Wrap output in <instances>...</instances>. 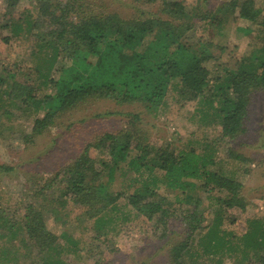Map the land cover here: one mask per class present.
I'll return each mask as SVG.
<instances>
[{"label":"trees","instance_id":"obj_1","mask_svg":"<svg viewBox=\"0 0 264 264\" xmlns=\"http://www.w3.org/2000/svg\"><path fill=\"white\" fill-rule=\"evenodd\" d=\"M17 1L10 0V7ZM77 2L80 1L66 0L51 5L47 0L38 2V27L45 25L46 30L43 39L40 36L42 42L36 54L45 49L52 52L49 61H45L46 71L40 75L53 83L54 90L35 99L32 90L25 88L26 100L36 101L45 111L42 118L34 120L30 138L42 135L55 126L62 114L93 99L141 105L157 117L160 109L166 107L170 91L178 95L177 101H197L200 118L219 126L221 140L233 141L247 132L254 95L264 93V35L259 52L245 58L237 69L224 68L213 76L208 64L213 58L215 31L228 17L256 23L264 31V9L255 0H230L216 11L189 7L179 0H134V3L154 6L158 12L128 18L114 11L79 13ZM199 23L208 26L206 39L189 45V34L193 35ZM14 30L19 31V24ZM59 59L63 62L59 76L50 81L49 73ZM130 116V129L103 133L88 142L60 171L63 203L71 201L84 208L93 218L97 232L109 223L126 220V208L136 210L148 221H156L163 229L176 216L186 225L188 233L185 239L169 244L174 264H182L185 250L196 260L222 253L231 246L220 231L225 210L246 209L242 183L210 170L214 160L204 149L199 152L190 147L174 152L166 147L157 151L139 133L143 130L138 125L141 116ZM92 149L108 158H93ZM228 156L242 158L231 150ZM12 170L10 166L0 165V174ZM119 178L125 179L124 185L121 191H114L112 187ZM161 186L178 192L173 203L160 197ZM215 189L224 192V197L217 199L224 210L215 212L213 224L198 240L201 246L198 251L193 249L192 236L202 228L203 218L197 212L199 199L191 207L186 206L194 201L195 191ZM121 199L123 205L119 204ZM174 204L182 207L178 215ZM20 215L12 222L5 212H0V239L15 238L21 231L22 243L31 247L30 252L34 251L38 257L47 255L40 259V264H67L59 257L58 238L48 230L44 213L29 204ZM250 225L242 237L244 248L264 247V224L255 220ZM255 264H264V256Z\"/></svg>","mask_w":264,"mask_h":264},{"label":"rangeland","instance_id":"obj_2","mask_svg":"<svg viewBox=\"0 0 264 264\" xmlns=\"http://www.w3.org/2000/svg\"><path fill=\"white\" fill-rule=\"evenodd\" d=\"M47 1L51 5L60 1L65 3L66 0ZM79 1L75 3L78 8L80 5L79 13L114 11L128 18L158 12L154 6L134 3V0ZM179 1L189 7L199 6L203 10L216 11L230 0ZM255 1L258 7L264 9V0ZM11 2L0 0V79L3 80L0 83V165L13 168L9 173L0 174V212H5L15 222L27 205L40 209L48 230L58 238L59 257L67 264H174L169 244L185 239L188 233L186 225L176 216L163 229L156 221H148L136 210L126 208V220L109 223L103 231L97 232L93 218L84 208L68 200L67 204L63 203L65 200L61 199L63 174L60 171L88 142L107 131L130 129V115L139 114L142 120L138 125L143 129L139 133L157 151L166 147L174 152L190 147L199 152L204 149L214 160L210 170L243 185L246 209L225 208L220 226L224 239L231 246L213 257L204 256L197 260L185 250L180 262L255 264L259 257L264 256V247L248 250L242 242L243 235L251 228V221L258 220L264 224V93L254 95L246 123L247 132L233 141L221 140L219 126L200 118L197 101H177L178 95L173 91L169 92L166 107L160 109L157 117L147 113L141 105L93 99L62 114L55 126L42 135L30 138L34 120L42 118L45 111L36 101L26 100L25 88L32 90L35 99L53 92V83H48L40 75L46 71L45 61H49L52 52L45 49L36 54L46 30L45 25L39 28L37 23L39 0H18L13 7H10ZM27 21L32 25H28ZM17 24L19 31L14 30ZM207 27L204 23L197 24L193 35L189 34V45L201 39L205 41ZM245 29L251 32L246 34ZM262 35L264 31L258 24L228 17V21L215 31L213 58L208 64L212 75L220 74L224 68L237 69L245 58L259 52L263 44ZM112 39L117 37L112 36ZM60 59L49 73L50 81L59 76V68L63 64ZM17 93L20 96L14 97ZM229 150L242 155V158H229ZM90 156L108 158V155L94 149L90 151ZM57 173L58 177L55 176ZM124 180L119 178L112 190L121 191ZM158 194L173 203L178 192L161 186ZM219 197L223 198L224 192L217 189L211 192L197 190L194 201L186 206L191 207L199 199L197 212L203 221L202 228L192 236L195 250H201L198 240L213 224L217 209L224 210L217 202ZM123 203V199L119 200L120 205ZM173 207L176 215L181 213L179 204ZM22 237L19 231L15 238L0 239V264H40V259L47 257H38L34 251L30 252L31 247L22 243ZM4 250L6 253L3 254Z\"/></svg>","mask_w":264,"mask_h":264}]
</instances>
